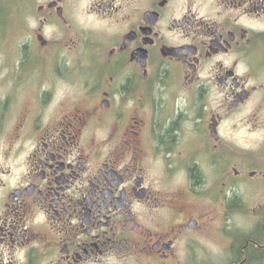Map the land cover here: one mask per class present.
Masks as SVG:
<instances>
[{
    "label": "flooded vegetation",
    "instance_id": "flooded-vegetation-1",
    "mask_svg": "<svg viewBox=\"0 0 264 264\" xmlns=\"http://www.w3.org/2000/svg\"><path fill=\"white\" fill-rule=\"evenodd\" d=\"M34 1L5 9L0 264H264V136L225 133L264 105V0Z\"/></svg>",
    "mask_w": 264,
    "mask_h": 264
},
{
    "label": "rangeland",
    "instance_id": "rangeland-1",
    "mask_svg": "<svg viewBox=\"0 0 264 264\" xmlns=\"http://www.w3.org/2000/svg\"><path fill=\"white\" fill-rule=\"evenodd\" d=\"M25 1V0H23ZM22 0H0V12H3V19L0 21V61L6 60L7 62L12 61L14 55V47L13 44L10 43L12 41H21L22 38L18 36L19 28L15 32L10 31L12 19L9 21V17L6 14V8L11 9L12 7H20V3ZM35 3L34 0L31 2ZM31 7V5H29ZM31 25H35V23L31 20ZM47 31H52V29H46ZM8 59H3L7 58ZM11 72V68L4 69L0 66V98L2 95L11 92L9 80H6L7 74L9 75ZM10 76V75H9ZM9 78V77H8ZM10 114H17V111L13 110L9 112ZM248 121H250L248 123ZM233 123H238V126L232 128ZM225 133L227 135L233 136L236 139L243 142H250L251 144L256 145L257 141L264 136V105L256 106L255 100L249 101L246 105L241 107L238 111L232 113L227 120H225ZM251 189V187H248ZM125 264H147L145 259H128Z\"/></svg>",
    "mask_w": 264,
    "mask_h": 264
}]
</instances>
